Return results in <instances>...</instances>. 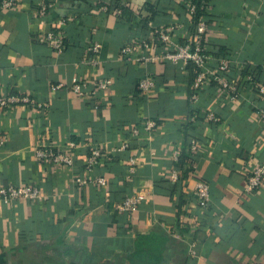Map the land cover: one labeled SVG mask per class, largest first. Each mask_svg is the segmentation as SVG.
<instances>
[{
  "label": "crops",
  "instance_id": "1",
  "mask_svg": "<svg viewBox=\"0 0 264 264\" xmlns=\"http://www.w3.org/2000/svg\"><path fill=\"white\" fill-rule=\"evenodd\" d=\"M212 2L207 46L213 66L230 60L237 99L210 83L199 107L221 122L190 127L193 67L147 62L146 50L120 56L133 39H147L151 55L161 51L157 31L172 26L173 41L182 44L193 30L186 1L20 0L17 8L0 7V96H27L41 105L0 107V134L9 138L0 151V184H37L48 194L42 202H0V264H119L138 236L152 231L170 240L162 264H264V187L246 190L264 161V122L256 116L264 96L245 79L249 68L264 85V0ZM41 3L52 8L67 37L61 54L44 42L50 27L35 22ZM117 5L132 19L123 18ZM148 5L159 11L154 19H146ZM92 43L101 45L102 74L114 82L99 108L70 89L75 78L92 79L83 63ZM146 76L156 80V89L143 96L137 86ZM146 119L157 121L156 130L141 128L142 135L131 139V130ZM191 139L200 144L197 167L176 189L169 178L173 151ZM70 141L78 147L69 149ZM125 141L129 149L113 152ZM37 145L68 150L72 165L41 162L33 154ZM98 145L108 156L88 172L86 162ZM131 157L137 160L133 174ZM96 177L108 185L95 183ZM197 180L210 186L206 211L194 207ZM132 195H142L139 209L116 211ZM180 220L189 228L184 233Z\"/></svg>",
  "mask_w": 264,
  "mask_h": 264
},
{
  "label": "built area",
  "instance_id": "2",
  "mask_svg": "<svg viewBox=\"0 0 264 264\" xmlns=\"http://www.w3.org/2000/svg\"><path fill=\"white\" fill-rule=\"evenodd\" d=\"M20 0H1L0 7L3 10L17 8ZM188 5H190L188 3ZM107 10V8H105ZM196 6H189V15L195 13ZM35 22L41 26L50 27L45 35L44 42L55 53L61 54L65 51V34L60 26H56L52 8L45 3L39 4L34 12ZM62 24V23H60ZM177 29L175 26L167 27L157 31L158 43H161V51L154 54L151 53V45L147 39L131 40L121 50V57H125L141 50L149 52V56L143 58L145 61L171 63L174 65L182 64L184 66L191 65L194 69L193 82L191 87V107L193 109L192 116L189 123L192 126H198L201 123L221 122V118L211 111L201 110L199 103L201 94L204 92L210 83H215L226 93L231 101L237 99V79L232 78V64L227 58L216 60L213 64V58L207 46V23L205 19H201L182 44L173 41ZM90 55L83 61L84 65L91 70V80L87 78H75L72 80L70 89L83 102H89L95 108H99L100 101L108 93L114 82L112 79L105 78L102 74V61L100 58L101 45L99 43H92L90 45ZM254 76L249 74L245 77L247 83H256L260 93L264 96V85L258 84L254 81ZM63 84H59L54 89H59ZM154 89H156V80L153 77L146 76L142 78L137 86V91L140 95L148 96ZM18 104H25L29 107L41 108V105L35 100L27 96L8 95L0 96V107L9 108ZM256 116L264 122V108H259ZM158 126L154 119H146L141 126L135 127L131 130V139L139 138L143 131L152 133ZM9 143V138L6 134H0V151L5 149ZM130 142L125 141L119 148H115L113 152L124 151L129 148ZM78 145L74 141L68 143L69 149H76ZM200 150V144L197 139H191L188 142L187 152L193 157L191 161L186 163L185 170L189 171L191 177L194 175L197 167V155ZM183 148H176L173 151L172 161L175 166L169 172V178L172 182L182 181V172L179 162L181 160ZM108 152L101 146H96L92 149L91 155L86 162V170L92 172L93 169L100 165L102 160L106 159ZM34 156L41 162L48 163L51 166H71L73 163L72 153L63 149H57L52 146L37 145L33 150ZM130 173H135L137 169V160L133 157L129 159ZM94 182L106 187L108 181L105 177H96ZM264 187V161L259 163L255 168L247 185V192H253L256 189ZM194 196L195 208L199 211H206L210 206L211 192L208 183L202 180H197L192 189ZM48 199V194L37 184H19V185H1L0 184V202L8 205L18 202L34 203L42 202ZM142 202V195H132L122 202L117 203L114 208L120 213H134L140 207ZM193 207V208H194ZM192 254H195L192 252Z\"/></svg>",
  "mask_w": 264,
  "mask_h": 264
},
{
  "label": "trees",
  "instance_id": "3",
  "mask_svg": "<svg viewBox=\"0 0 264 264\" xmlns=\"http://www.w3.org/2000/svg\"><path fill=\"white\" fill-rule=\"evenodd\" d=\"M183 1H186L187 5L184 4L183 6H186L188 11H189L190 5L196 6L195 13L190 15V18L193 22V29L201 19H205L206 21L208 20V18L210 17V9L213 6L212 0H183ZM0 3H1V0H0ZM188 3L190 5H188ZM109 8L111 9L110 5H109ZM116 10L119 12L121 11V16L123 18H126L128 20L132 19V12L129 9L122 7L120 5H117ZM147 10L149 12V17H147L146 19L148 20L149 18L154 19L156 16L159 15V11L155 7L148 5ZM67 45H68L67 37L65 36V46L67 47ZM248 71L251 75L254 76L253 77L254 81L257 82V80L259 79V76L255 72H250L249 68L246 69V72ZM190 125L191 123L189 124V127ZM187 148H188V143L185 144V146L183 147L181 160L179 162L181 168L183 169V172H182L183 179L182 180H189L191 178V174L189 173V171L185 170L186 163L191 161V159L193 158L187 152ZM110 161H107V162H110ZM180 182L181 181H178V182L170 181V184L173 186V188L175 187L177 189L180 187V184H181ZM178 227L180 231H182L183 233L189 230L187 226V222H182L181 220L178 223ZM56 242L59 244H62L60 240ZM169 242L170 240L167 236L157 231H152L148 234H141L138 236L137 240L135 241L133 250L123 255L121 257V262L119 264H162V261L164 260V256L167 251ZM67 253H69V251ZM85 261H87V263L91 262L92 257L86 256Z\"/></svg>",
  "mask_w": 264,
  "mask_h": 264
}]
</instances>
